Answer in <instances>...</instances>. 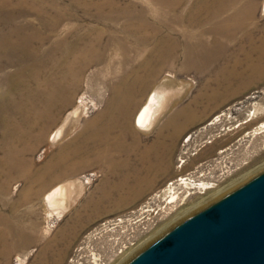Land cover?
I'll use <instances>...</instances> for the list:
<instances>
[{
    "label": "rangeland",
    "instance_id": "obj_1",
    "mask_svg": "<svg viewBox=\"0 0 264 264\" xmlns=\"http://www.w3.org/2000/svg\"><path fill=\"white\" fill-rule=\"evenodd\" d=\"M83 1L43 0L40 25L28 6L0 5V264H121L183 212L264 168V133H256L264 115L248 117L253 107H264V72L246 69L247 61L264 69L257 52L264 0H182L176 8L162 5L166 0H105L99 17ZM124 7L144 9L153 25L167 21L163 32L175 56L160 57L152 42L117 47L114 37L130 36L124 19H98ZM17 13L12 25L5 22ZM57 20L51 34L48 26ZM34 24L50 35L43 43L31 40L36 52L6 40L16 26L31 38ZM102 31L101 59L90 41L66 56V42L94 40ZM151 58L157 79L135 91L128 107H115L116 87ZM237 61L245 72L225 78L222 71ZM166 78L173 81L171 97L149 129L138 128V112ZM215 93L221 96L205 99ZM77 107L63 137L50 140ZM188 113L195 118L187 120ZM34 119L39 123L27 131ZM184 177L215 186L201 193L184 187ZM62 183L71 189L68 205L45 202Z\"/></svg>",
    "mask_w": 264,
    "mask_h": 264
},
{
    "label": "bare ground",
    "instance_id": "obj_2",
    "mask_svg": "<svg viewBox=\"0 0 264 264\" xmlns=\"http://www.w3.org/2000/svg\"><path fill=\"white\" fill-rule=\"evenodd\" d=\"M181 1L182 0H166V2H164V4H162V5H166L169 8L170 7L176 8V7L181 5L180 4ZM42 3H43V0H0V5L6 6V7L7 6L13 7V6H16L18 4H24V5L28 6L31 9V11L34 12L33 14L36 15V19L35 20H37L36 24H38V25L42 24L41 23V16L44 14L43 13L44 12V8L42 6ZM82 3L86 6V9H88L90 6H93V7L97 8L98 9L97 10L98 13L96 15L99 17L100 14H101V9L105 5V0H85ZM109 3L112 4V5H116L114 2H109ZM124 8L123 9H119V10H116V9L112 8V10L110 12L104 14L102 18L98 19L99 21H103V22L107 21L109 23H115L116 21H119L121 18L124 19L125 23L123 25V30L126 33H128V35H130L129 36L130 38L129 37H125V39H123V38L119 39V38L114 37V39L116 40V43H117V45H116L117 47H123L124 50H128L127 49L128 42H130V41L136 42L137 44L140 43V42H141V44L142 43L145 44V43L152 42L153 44H155V47L158 48V50H159L158 53H159L160 57L166 58L169 55L175 56V52H176L177 48L175 46H170L169 47V45H170V43H169L170 35L167 36V34L163 32L167 27H169V24L167 23V21H165L163 23H160L159 25H157V24L153 25L146 18V14H145V10L144 9H142L140 11H136V10H132V9L131 10H127L126 8L125 9ZM19 15H22V14L21 13H17L16 15H11V17L8 18L5 22H10L11 25H12V22L14 21V19H16V17L19 16ZM58 22L59 21L57 20L52 25L48 26L49 27L48 29L51 32V34L55 33V30L57 28ZM14 28H15V30H14L13 33H8V35L6 37V40L8 41V43L12 47H17V46L26 44V49L29 52H30L29 43H31L32 39H33V41L35 40L37 43H40V42L43 43L48 38V36H50L48 34H44L43 35V34L39 33V31H38L39 27L36 26L35 24H34V27H32V29L34 31H32V33H31L32 34L31 38L30 37H26V36H20V34H18V33H20L18 31L19 27L16 26V27H13V29ZM10 31H12V29ZM236 31H238V30H236V29L232 30V31H230V34L227 35L226 38L228 40V43H230V42H232V41H234L236 39L235 36H234ZM225 33H223V34H225ZM227 33H228V31H227ZM104 34H105V31L96 33V37L95 38L93 37L94 40L89 39L90 38L89 36L79 37L77 40H75V42H72L74 45L69 43V42H66V46H65L66 47L65 48L66 56H68L71 52H73L75 50V48H76L75 46L77 44H79L80 42L88 43L90 41V43H91L90 45L91 46L98 45V49H97L98 52L96 53V55H94V57H96V59H98V60L101 59L102 50L105 51L107 49V47H106L107 45H105L103 43V41H102V39H103L102 37L104 36ZM131 37H132V39H131ZM162 43L164 44V46L161 45ZM153 44H152V48H154ZM33 46L34 47L30 46V48L34 52H36V49H35L36 45L34 44ZM166 47H169V48H166ZM259 48H260V50H259ZM259 48H257V52H260L261 56L264 57V40L262 41V45ZM155 50H157V49H155ZM253 50H254V48H253ZM250 56L251 55L248 54L246 56V57H248L247 59H250ZM154 60H153V58H151L145 64L141 65L139 68H137L136 70L132 71V73H129L127 75V77L123 80L122 85L116 87L117 94H118L117 95L118 103L116 104L115 107H128L130 101L133 99L135 91L143 88L144 85L147 84V81H149V79H151V81L157 79L156 78L157 74H155L157 70L154 69V65L152 64ZM247 62H248L247 63L248 67L246 68L247 72L251 71L252 74H255V73H259L260 75L263 74L264 69H261L259 67L260 66L259 64L253 63L251 61H247ZM240 64H241L240 61H237L234 64L233 63L231 64V67L229 68V70H226V71L223 70L222 72H224V73L227 72L228 73V76H225V78L226 77H232L233 79L234 78L236 79L237 78L236 75L238 76L239 74L244 73L245 71L239 69ZM263 66H264V64H263ZM142 71L145 72V73L143 74ZM224 73H222V74H224ZM220 79H218V80H220ZM164 80L166 81L165 85L163 83V85H164L163 87H161V86H156L155 87V89L151 92V94H149V97H148L147 101L142 106V108L140 109V111L138 112V114L136 116L135 124H136V126L138 128H140L142 130L149 129L152 126V123H153L154 119L156 118L157 114H159V112L163 108V105H165L164 103L168 102L169 98L171 97L170 94L167 93V90H168L169 86L173 85V81L170 78H166ZM224 80L225 79H223L221 81H224ZM226 81H229V80L226 79ZM22 85H24V81H21L19 83V86H18L17 89L22 88ZM219 87H222V86L220 85ZM219 96H221V94L220 95L218 93L209 94V95L205 96V99L208 102H210V101L216 99ZM164 100L166 102H163ZM78 107L75 108L68 115V117H67L65 123L63 124V126L58 128V130H56L54 133H52L50 135V140L57 141V140H60L63 137V135H64V130H63L64 126H65L66 122H68L70 116H78ZM188 114H189V116H188L187 120L191 121V120H193L195 118L192 113H188ZM260 115H264V107H253L251 109V111L249 112V115H248L249 121L258 118ZM37 123H39L38 120H36V119L32 120L29 123V129L27 131L34 130L36 125H37ZM256 133H264V121L260 124V126L258 127ZM16 152H17L16 150H12V152L10 154L14 153L13 155H17V153H19V152H17V153ZM180 180H181L182 185L184 187L198 188V189L201 190V193H206V191L212 189L215 186L214 183H210V182H207V181H201V180L198 181V182H194L193 180H192L193 182L189 181V180L186 181L187 178H185V177L181 178ZM69 187L70 186L68 184L66 185L65 183H62V184L56 186L54 189H52L49 193H47L44 196L45 202H48L50 205H55V204H59L60 203V204H62L64 206H67L68 205V201H69L68 194H70V190H71ZM190 195H191V192L187 191V196H190ZM218 196H220V195H218V192H216L215 194H213V195H211V196H209L207 198H204L200 202L201 205L198 208H200L201 206L207 204L208 202L212 201L213 199L217 198ZM177 197L178 196L176 194L171 196L172 202ZM187 211L183 212V214H181L178 217H176L172 221L171 225H173L174 223L178 222L179 220H181L182 218H184L185 216H187L191 212H193V210L191 212H187ZM171 225L166 226L163 229H161L160 230L161 232L159 233V235L161 233H163ZM155 237H157V236H155ZM153 239L150 238V240H153ZM147 241H149V240H147ZM146 244H148V242H145V244L139 246L140 248H137V249L133 250L131 253L127 254V256H125V258H124L125 260L123 262H125L130 256H132L135 252H137L139 249H141Z\"/></svg>",
    "mask_w": 264,
    "mask_h": 264
},
{
    "label": "water",
    "instance_id": "obj_3",
    "mask_svg": "<svg viewBox=\"0 0 264 264\" xmlns=\"http://www.w3.org/2000/svg\"><path fill=\"white\" fill-rule=\"evenodd\" d=\"M122 264H264V168L171 225Z\"/></svg>",
    "mask_w": 264,
    "mask_h": 264
}]
</instances>
